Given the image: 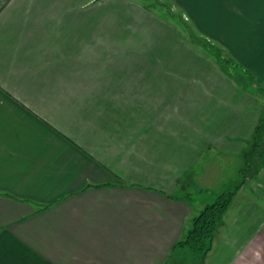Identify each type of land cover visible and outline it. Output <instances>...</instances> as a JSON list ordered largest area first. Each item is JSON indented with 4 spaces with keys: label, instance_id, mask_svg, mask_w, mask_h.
I'll use <instances>...</instances> for the list:
<instances>
[{
    "label": "crops",
    "instance_id": "obj_1",
    "mask_svg": "<svg viewBox=\"0 0 264 264\" xmlns=\"http://www.w3.org/2000/svg\"><path fill=\"white\" fill-rule=\"evenodd\" d=\"M192 32L264 90V0H0V264H235L251 250L264 208L248 197L204 258L173 248L233 159L264 203L261 97Z\"/></svg>",
    "mask_w": 264,
    "mask_h": 264
},
{
    "label": "trees",
    "instance_id": "obj_2",
    "mask_svg": "<svg viewBox=\"0 0 264 264\" xmlns=\"http://www.w3.org/2000/svg\"><path fill=\"white\" fill-rule=\"evenodd\" d=\"M187 29L191 32L189 28ZM189 38L194 44L198 45L206 53L214 57L224 68H229V70L232 71L233 75L236 77L238 83L241 86L246 87L253 92L264 93V90L259 88L254 83L251 74L241 69L235 63V61L225 53H223L220 48L211 45L206 41H202L196 36V34H194V32H192V35ZM262 123H264V114L259 119V123L257 124L253 132V139L255 138L254 136ZM251 143L252 141L249 142L247 147H250L252 145ZM243 183L244 179L242 178L237 185L222 191L216 196L213 202L206 204L201 209V211L192 218L185 238L177 241L173 248L182 249L189 256L191 255L193 257L204 258L212 248V242L215 233L222 221L224 214L228 210L234 196L243 185ZM256 200L261 202L262 204V201L260 199L257 198Z\"/></svg>",
    "mask_w": 264,
    "mask_h": 264
},
{
    "label": "rangeland",
    "instance_id": "obj_3",
    "mask_svg": "<svg viewBox=\"0 0 264 264\" xmlns=\"http://www.w3.org/2000/svg\"><path fill=\"white\" fill-rule=\"evenodd\" d=\"M149 2H151V1H149ZM155 3L157 4V2H155ZM253 89H255V88H253ZM258 94L260 95L261 102L264 105V93L263 94L258 93ZM261 132H263V130H260V135H261ZM260 135L258 138H260ZM255 143H256V147L258 146L255 150V153L260 152V151H264V145H260V141L255 142ZM262 153L264 156V152H262ZM231 161H232L231 164L223 166V170L221 171L219 177H217L215 175L213 176L216 180L211 181L209 183L210 188H211L210 190H208L206 192L198 191V192H200L198 194H201V193L202 194L194 197V198H196V200H195V202H196L195 207L196 208L203 207L205 204L211 203L219 193H221L222 191L229 189V188L238 184L240 175L237 174V168L236 167H237V162H240V161H239V159H233ZM252 165L254 166L256 164H254V162H253ZM246 173H249V171H247ZM247 177H249V174H247ZM261 187L264 190V185ZM190 191L194 192V188L191 187ZM249 195H251V197H249ZM247 197L251 198V201H253V202L255 201L256 203L261 204V202L256 200L257 199L256 196H254V194H252V192L249 191L248 187L246 189H240L237 192L235 198L233 199L228 211L223 216L222 225H226L232 220V218L235 215L236 211L238 210L239 206L245 201V199H247ZM255 202H254V205H256V207H257L258 204H255ZM251 204H252V202H251ZM261 207L264 208L263 202L261 204ZM258 209L262 212V210L260 208H258ZM262 220H264V218ZM246 230L248 232L247 234L255 233L256 231H257V233L255 234L256 236L254 235V237L251 238L250 242H247V244H249V246H250V247L248 246V248L249 249L251 248V250H248L247 252L239 253L235 259V264H244V262H246V263L250 262V264H264V225L262 226V228L260 230L256 229L255 224H251L249 226L247 225ZM261 232H262V236H261ZM217 235H218V233H216L214 241L216 238H218L219 235L218 236ZM214 243H216V242H214Z\"/></svg>",
    "mask_w": 264,
    "mask_h": 264
}]
</instances>
